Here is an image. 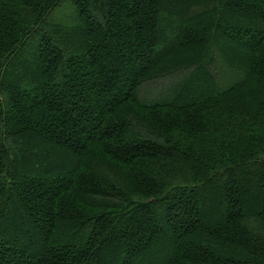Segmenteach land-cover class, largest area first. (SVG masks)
<instances>
[{
	"label": "trees",
	"instance_id": "1",
	"mask_svg": "<svg viewBox=\"0 0 264 264\" xmlns=\"http://www.w3.org/2000/svg\"><path fill=\"white\" fill-rule=\"evenodd\" d=\"M0 264H264V0H0Z\"/></svg>",
	"mask_w": 264,
	"mask_h": 264
},
{
	"label": "rangeland",
	"instance_id": "2",
	"mask_svg": "<svg viewBox=\"0 0 264 264\" xmlns=\"http://www.w3.org/2000/svg\"><path fill=\"white\" fill-rule=\"evenodd\" d=\"M95 6H98V4H96ZM72 11H73L72 6L70 5V3H68V1L67 2L64 1L63 5L60 6L55 11V16H54L53 20H54V22H56L55 23L56 25H63L62 28L60 29L61 32H65V28L71 27L73 24H77L78 19L76 18L74 11L73 12ZM94 15H96V12L94 14L92 13L91 15L89 13V15H88L89 16V23L91 25H96L99 22V17H95ZM71 35L74 36L73 33ZM93 35H95V34H93ZM98 35H99V37H103V38L105 36L102 33H100ZM101 57H105V55H101ZM215 65L217 66V69L227 68L225 66L224 59H221L220 55L218 56V59H217ZM214 70H216V67ZM173 79H174V77H173ZM173 79L170 80L171 81V83H170L171 85H169V87L171 86L170 89H172V86H173L172 84H174L178 80V79L177 80H173ZM158 80H160V79H158ZM158 80L151 81L150 83H148L149 85L147 84V86L142 91V95L145 96L146 99L149 98L151 92L153 90H155V87H157L159 89V85L162 83H160ZM163 82H165V81H163ZM151 88H153V89H151ZM154 249H156V246L152 245V246H150L149 251L151 252ZM164 249H167V245L164 246Z\"/></svg>",
	"mask_w": 264,
	"mask_h": 264
}]
</instances>
